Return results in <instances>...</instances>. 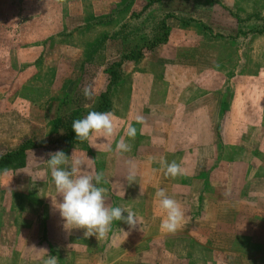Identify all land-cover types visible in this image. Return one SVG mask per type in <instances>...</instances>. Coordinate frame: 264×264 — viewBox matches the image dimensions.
<instances>
[{
    "label": "rangeland",
    "instance_id": "rangeland-1",
    "mask_svg": "<svg viewBox=\"0 0 264 264\" xmlns=\"http://www.w3.org/2000/svg\"><path fill=\"white\" fill-rule=\"evenodd\" d=\"M262 25L264 0H0V153L28 148L0 171V264H42L41 249L58 264H264ZM135 44L144 54L110 88L116 134L54 143V122L95 110L105 69ZM121 137L131 151H116ZM58 150L102 171L106 203L137 226L114 220L99 241L65 227L46 163ZM165 160L182 174L165 176ZM158 188L184 212L174 233L160 230Z\"/></svg>",
    "mask_w": 264,
    "mask_h": 264
},
{
    "label": "clouds",
    "instance_id": "clouds-1",
    "mask_svg": "<svg viewBox=\"0 0 264 264\" xmlns=\"http://www.w3.org/2000/svg\"><path fill=\"white\" fill-rule=\"evenodd\" d=\"M83 95L86 99L93 96L91 85L84 87ZM135 120L137 123L144 122V118L140 115H137ZM71 128L75 133V139L79 142L88 140L92 134H95L97 139L116 134L111 112L91 111L84 118L73 120ZM125 134L134 139L136 129L129 125ZM109 151H112L110 147ZM116 151H131V145L121 137L116 144ZM47 155L50 156L46 163L51 172L52 182L57 195L62 197L59 203L56 200L53 202L52 199V206L58 210L65 227L71 225L72 228L83 229L85 237L95 236L99 241L105 238L114 220L123 221L130 228L137 226V218L132 210L118 206L111 207L106 203L107 189L100 185L107 184L108 181L102 171L92 173L86 160L75 156L74 153L69 157L62 150H58ZM129 165L126 179L132 184L135 182L136 166L131 161ZM162 168L167 177L176 178L182 174L180 165L174 160L170 163L166 160L162 161ZM155 198L158 200L162 214L160 230L165 233H174L184 220L181 205L161 188L156 190ZM124 212L127 216L123 215ZM41 251L44 256L34 259L41 260L42 264H58L57 256L50 255L47 249H41Z\"/></svg>",
    "mask_w": 264,
    "mask_h": 264
},
{
    "label": "trees",
    "instance_id": "trees-1",
    "mask_svg": "<svg viewBox=\"0 0 264 264\" xmlns=\"http://www.w3.org/2000/svg\"><path fill=\"white\" fill-rule=\"evenodd\" d=\"M164 27L167 28V32H166L167 33L166 37H167L168 34L170 33L168 32L169 27L167 26L166 23H164ZM251 30L255 33H264V25L258 26L255 29H251ZM122 44H123V41L122 39H120L118 43L119 47ZM121 52H122L121 54L122 58L118 62H114L110 64V66H108L107 69H105L106 72L108 73V78H109L108 81H110V83H109V86L107 87V90L105 92L100 93L101 102L98 105V107L92 111H98V112L110 111V106H111V100L109 98V94L111 91L110 88L112 84H116L119 78H121L120 72H122L121 66H123L124 64L123 62L128 59L129 60L140 59L142 55L144 54L142 50L138 51L137 44L128 46V47L123 46L121 48ZM83 98H84V95H83ZM77 100H79V98ZM80 100H81V97H80ZM88 113H86V115ZM75 119H82V118L81 117L77 118V116L73 117V114H66L62 117H59L54 122V126L52 127L53 128L52 134H54L55 136L53 140L54 143H57L59 146H62L64 148L66 146L68 147L69 145L78 142L75 139V133L73 132L71 128V124L73 120ZM27 149L28 148L24 145L16 150H12V151L8 150L5 152H1L0 153V171L6 168H10V167L12 168L13 167L14 168L24 167L26 163V150Z\"/></svg>",
    "mask_w": 264,
    "mask_h": 264
}]
</instances>
